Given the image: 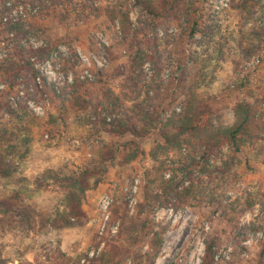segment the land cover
<instances>
[{
	"label": "trees",
	"instance_id": "16d2710c",
	"mask_svg": "<svg viewBox=\"0 0 264 264\" xmlns=\"http://www.w3.org/2000/svg\"><path fill=\"white\" fill-rule=\"evenodd\" d=\"M228 7L241 16L242 28L254 26L248 33L243 31L248 45L245 53L250 57L263 44L264 0H230ZM134 10L139 13L136 23L131 19ZM181 11L191 28L190 36L198 37V45L214 42L219 21L210 0H0L2 179L17 173L19 160H24L38 144L45 146L52 141L56 131L70 128L73 120L88 133L83 140L95 137L99 130L96 122L102 118L110 134L139 138L155 129L160 132L162 140L150 152L154 164L143 174L141 199L137 203L136 199L130 201L127 193L120 195V189L112 194L103 235L110 232V226L118 225V230L113 238L101 236L106 245L98 256L88 257L91 264H153L163 250L168 230L155 219L156 212L164 207L179 211L197 205L223 206L222 217L235 231L239 230L238 238L246 230L258 232L264 228V216L242 224V218L258 204L264 214V194L259 190L250 186L226 205L223 202L227 187L238 182L245 169H254L252 163L257 159L253 146L264 134V123L261 125L258 118L262 101L238 102L232 116L226 119L218 109L197 101L193 94L186 96L181 109L173 107L170 114L159 105L169 64L162 48L168 47L174 37L171 26ZM102 14L120 22L132 53L124 91L117 94L105 88L97 94L101 97L98 99L89 87L91 81L82 80L75 72L81 60L72 42L62 38L50 41L47 31L51 19L84 23ZM260 21L263 25H258ZM34 37L41 43L34 45ZM195 54H191V62L199 61ZM49 63L59 66L63 82L48 80L41 66ZM148 63L154 68L150 77L144 69ZM30 100L36 104L48 101L50 106L44 116L30 106ZM89 147L77 171L61 164L47 168L40 176L39 182L55 187L53 192L58 194L59 203L53 212L47 211H52L50 204L47 210L31 205L16 209L10 198L0 194V215L14 212L21 241L28 240L36 250L34 260L29 261L26 250L16 245L0 248V264H46L40 260L38 232L55 228L56 216L62 227L75 226L74 219L83 214L87 194L104 183L109 163L122 145L114 147L95 137ZM130 152L126 162L146 154L139 146ZM219 156L221 159H214ZM22 196L21 191L12 193L13 198L26 201ZM219 245L218 236L208 235L202 264H218ZM260 259L264 264V250Z\"/></svg>",
	"mask_w": 264,
	"mask_h": 264
},
{
	"label": "rangeland",
	"instance_id": "374dc122",
	"mask_svg": "<svg viewBox=\"0 0 264 264\" xmlns=\"http://www.w3.org/2000/svg\"><path fill=\"white\" fill-rule=\"evenodd\" d=\"M210 1L218 13L219 21L218 32L210 45H198V37L190 36L191 28L183 11L171 26L170 33L174 37L168 47L162 48L165 56L169 57V64L163 76L159 105L170 114L173 107L181 109L186 96L193 94L197 101L218 109L226 119L232 116L238 102L262 101L258 118L263 125L264 39L260 50L249 57L244 49L248 45L243 31L248 33L254 26L242 28L241 16L231 8L228 9L230 0ZM138 16V10L131 13L133 23L137 22ZM258 25H263V22H258ZM47 32L50 41L57 42L62 38L72 42L81 60L75 72L82 80L91 81L89 87L96 95L105 88L117 94L124 91L129 79L126 70L132 52L130 44L124 39L119 21L112 20L108 14L93 17L84 23L51 19ZM32 43L38 45L41 42L34 37ZM60 47L65 51L64 46ZM195 52L199 61L191 62V54ZM2 53L3 50H0V55ZM41 69L49 81H64L63 74L58 71L59 66L49 63L42 65ZM144 69L148 77L154 72L149 63ZM99 96L98 99L101 98ZM29 104L32 108H43L44 114L46 107L50 106L47 100L41 104L30 100ZM102 116H105L104 112ZM96 123L99 130L93 136L114 147L122 145V148L115 152V160L110 161L104 183L87 194L83 214L74 219L75 226L62 227L60 217L56 216L55 228L47 229L44 233L38 232L36 239L38 244L41 243L40 260L46 264H91L88 257L91 259L98 256L106 245L101 236L111 238L118 230V225L110 226V232L103 235L111 213L112 194L120 189V195L127 193L126 199L133 202L136 199L137 203L142 196L144 171L154 164L150 152L162 140L157 129L138 138L131 134H110L103 126V118ZM69 126L62 132L56 131L52 141L45 146L38 144L24 160H19L17 173L12 177H0V194L10 198L16 209L31 205L40 210L50 204L52 211L46 210L53 212L58 194L53 192L55 187L40 183V176L47 168L54 169L61 164L76 171L80 169L83 158L90 151L89 144L95 138L83 140V137H88V133L82 131L74 120ZM254 145L253 155L257 159L252 163L254 169H245L240 180L227 187L224 205L250 186L264 194V134ZM135 146H139L146 154L126 162L130 149ZM220 157L214 159L219 160ZM13 191H21L26 201L13 198ZM133 206H130L132 211ZM222 210L223 206L217 204L197 205L179 211L166 207L159 209L155 219L167 226L168 230L163 250L153 264H202L208 235L220 239L218 264H260V255L264 250V228L258 232L246 230L238 238L239 230L235 231L226 222ZM260 216L264 214L262 205L258 204L242 218V224H248ZM17 227L14 212L9 216L0 215V248L16 245L26 250L28 260L33 261L36 250L29 246L28 240L21 241Z\"/></svg>",
	"mask_w": 264,
	"mask_h": 264
},
{
	"label": "built area",
	"instance_id": "2783aa9c",
	"mask_svg": "<svg viewBox=\"0 0 264 264\" xmlns=\"http://www.w3.org/2000/svg\"><path fill=\"white\" fill-rule=\"evenodd\" d=\"M35 111L39 114V115H42L44 114V110L43 108L41 107H34Z\"/></svg>",
	"mask_w": 264,
	"mask_h": 264
}]
</instances>
